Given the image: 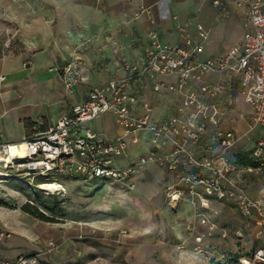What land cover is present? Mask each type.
Returning <instances> with one entry per match:
<instances>
[{"label": "built area", "instance_id": "1", "mask_svg": "<svg viewBox=\"0 0 264 264\" xmlns=\"http://www.w3.org/2000/svg\"><path fill=\"white\" fill-rule=\"evenodd\" d=\"M230 6L244 11L243 34L224 54L198 58L209 39L208 30L200 23L195 24L194 38L186 26L176 23V45L161 42L152 29L141 64H124L121 77L91 89L84 101L72 105L68 115L18 143L4 141L0 132V159H8L14 151L9 163L0 167V175L8 169L21 171L30 181L41 177L45 184L56 183L59 192L63 188L57 176L113 180L132 188L137 173L156 166L164 172L166 206L175 210L181 201L190 202L209 237L216 229L213 218L218 215L210 201L232 205L260 233L264 230V199L245 193L241 175L264 170V0H211L215 14L223 19L231 16ZM8 45L6 40L4 47ZM210 74L222 75L224 81L208 82ZM76 75L74 63L63 66L65 89L74 85ZM234 77L240 84V97L252 109V122L261 129L243 163L227 156L236 137L223 128L224 108L216 101ZM5 80L0 74V84ZM148 83L155 96L167 99L168 116L165 111L154 116L153 107L143 101L141 91ZM135 85L139 87L134 89ZM106 113L118 127L116 134L87 130V123ZM142 147L145 154L138 155ZM21 148L24 157L19 159ZM74 154L76 161L64 160ZM117 159L123 160L124 167H118ZM201 241L195 237L196 243ZM55 248L48 242L40 253L13 260L0 257V264H46L41 257L50 256ZM257 257L259 264H264V249L256 251L253 258Z\"/></svg>", "mask_w": 264, "mask_h": 264}, {"label": "rangeland", "instance_id": "2", "mask_svg": "<svg viewBox=\"0 0 264 264\" xmlns=\"http://www.w3.org/2000/svg\"><path fill=\"white\" fill-rule=\"evenodd\" d=\"M187 1L189 6L195 3V0ZM210 2L203 0L194 21L199 20L208 26L212 47L216 44L232 47L236 40L241 39L243 32L236 23L215 15ZM190 19L193 23V16ZM72 60L77 75L70 89H65L62 80L65 62H61L55 70V77L59 79L63 91L70 95L74 93L76 84L84 83L93 76V72L86 73L79 68V60ZM235 99L237 105L243 107L245 120L241 124L247 121L246 127H251L252 109L246 104L241 105L244 102L239 95ZM51 121L47 114L36 121L24 118L25 138L41 133ZM85 126L89 131L104 132L109 136L118 130L109 113ZM2 131L9 141L21 139L17 126L4 124ZM85 131L81 132L82 136ZM249 144L245 146L248 148ZM145 151L142 147L137 154L143 155ZM227 156L233 158L230 153ZM64 160L76 161L77 157L74 154ZM115 162L119 168L125 165L122 159ZM22 173L8 169L1 174L0 180L6 181L0 183V228L4 232V237L0 238L1 258L13 260L19 255H27L48 240L54 241L55 251L62 255L61 248L55 243L68 238L72 242L66 256L75 262L77 259L125 256L129 264H242L245 260H253L257 250L264 249V230L258 233L257 227L248 224L235 212L228 215L221 213L223 204L217 201H210L211 209L218 215L213 218L216 229L209 237L202 229L205 226H201L195 218L190 202L181 201L175 210L166 206L162 198L164 180L161 177L150 179L139 172L131 180L133 187L128 188L113 180L57 176L63 189L48 192L38 187L46 181L37 177L30 181ZM261 183L264 186V177ZM26 205L51 218L52 222L40 221L23 212L22 207ZM197 236L202 238L200 243L195 242ZM111 242L116 246L125 245L124 255L117 254Z\"/></svg>", "mask_w": 264, "mask_h": 264}, {"label": "crops", "instance_id": "3", "mask_svg": "<svg viewBox=\"0 0 264 264\" xmlns=\"http://www.w3.org/2000/svg\"><path fill=\"white\" fill-rule=\"evenodd\" d=\"M194 2L189 6L187 0H0V41L4 39V42H10L15 39L20 46L18 54L0 58V74L6 78L0 84V132L3 140L8 143L22 141L25 138L22 124L24 118L36 121L47 114L52 119L50 123L55 122L61 115H68L72 105L84 101L91 89L121 77L124 64L140 65L147 35L152 29H155L161 42L176 45L179 41L175 24L180 23L186 26L188 33L194 38V23L199 21H194V17L199 13L203 0ZM230 8L232 14L227 20L236 23L242 30L244 11L235 10L232 6ZM141 9L145 11L139 13ZM192 16L193 23L190 19ZM198 23L209 32L206 24L200 21ZM229 48L230 46L222 47L220 44L212 47L209 34L205 50L198 58L203 60L224 54ZM75 58L79 60V68L86 73L93 72V76L88 81H83L84 83L76 84L74 93L70 95L63 91L59 79L55 77V70L61 62L66 65ZM159 80L169 81L171 78L159 77ZM207 81H224V77L210 74ZM138 87L139 85H135L133 88ZM141 94L143 101L153 107L154 116L164 111L167 113V99L155 96L150 83ZM237 95L240 96V84L238 78L234 77L216 101L224 108L223 128L233 131L236 137L229 153L233 159L243 163L248 151L260 137L261 129L253 122L251 127H246L247 121L241 124L245 119L243 107L237 105ZM4 124L17 126L21 131V139L7 140L2 131ZM236 128L242 133L237 132ZM248 143L247 148L245 144ZM142 173L143 177L150 179L165 178L164 172L156 166H149ZM262 177L264 170L241 175L243 189L249 197L264 199ZM230 212L240 215L232 205H223L221 213L228 215ZM244 220L253 224L251 220ZM48 242L54 241H43L29 253L34 255L42 252ZM71 242L69 238L56 241L55 245L61 248L62 255L53 251L49 258L41 257L44 260L41 262L129 264L125 256L70 261L66 252ZM112 246L117 249V254L124 255L125 245L116 246L113 243Z\"/></svg>", "mask_w": 264, "mask_h": 264}, {"label": "trees", "instance_id": "4", "mask_svg": "<svg viewBox=\"0 0 264 264\" xmlns=\"http://www.w3.org/2000/svg\"><path fill=\"white\" fill-rule=\"evenodd\" d=\"M4 39L0 41V58L3 56H8V55H15L20 52V46L18 44V41L10 40L9 45L7 48L4 47ZM29 138V137H28ZM40 180L42 181L43 179L40 177ZM98 180V179H95ZM39 184V182H38ZM22 211L34 216L35 218L39 219L40 221L43 222H52L51 218L46 217L42 213H39L36 209L32 210L28 207V205L22 207Z\"/></svg>", "mask_w": 264, "mask_h": 264}, {"label": "bare ground", "instance_id": "5", "mask_svg": "<svg viewBox=\"0 0 264 264\" xmlns=\"http://www.w3.org/2000/svg\"><path fill=\"white\" fill-rule=\"evenodd\" d=\"M18 155H19V159H22L23 157H24V151H23V149L21 148V151H18ZM13 155H14V151H12L11 152V156H9L8 157V159H0V167H2L3 165H6V163H9V159L11 158V157H13ZM1 176L2 175H0V179H2L1 178ZM0 183H6V181H2V180H0ZM38 187H40L41 189H43V190H45V191H48V192H53V191H57L58 189H59V186L56 184V183H44V184H41V186H38ZM259 257H257V258H254L253 260H250V261H247V260H245V261H243V263L242 264H259Z\"/></svg>", "mask_w": 264, "mask_h": 264}]
</instances>
